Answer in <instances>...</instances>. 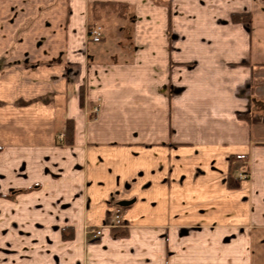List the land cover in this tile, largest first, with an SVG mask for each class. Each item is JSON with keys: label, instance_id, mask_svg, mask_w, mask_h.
Returning <instances> with one entry per match:
<instances>
[{"label": "crops", "instance_id": "0c3cea01", "mask_svg": "<svg viewBox=\"0 0 264 264\" xmlns=\"http://www.w3.org/2000/svg\"><path fill=\"white\" fill-rule=\"evenodd\" d=\"M91 1L130 9L110 59L89 0H0V264H264V0Z\"/></svg>", "mask_w": 264, "mask_h": 264}, {"label": "rangeland", "instance_id": "374dc122", "mask_svg": "<svg viewBox=\"0 0 264 264\" xmlns=\"http://www.w3.org/2000/svg\"><path fill=\"white\" fill-rule=\"evenodd\" d=\"M98 3L99 2H96V3L92 2L91 0H89V2H88V7H89L88 23H89V25L87 26L86 35H87V39L90 42L97 44V43L103 42L102 39L104 37V34H106L108 36L109 41H110L106 45V47L104 48L106 50L107 54L104 55V53H106V52L104 51V49L102 47H100V48L96 47L95 51L98 52L99 59H103V58L104 59H110L111 56L118 53V49L115 48L113 45L115 37L118 35L116 32V27H117L116 24H119V25L125 24V26H133V23H132L133 20L131 17H128V15H127L128 11H130V9L127 7H122V6H117V5H102V4L99 5ZM19 4H21V2H19ZM119 17H121L123 19L119 20L120 19ZM18 18H19V20L23 19L22 16H18ZM5 19H11L12 21H14L16 19V17L15 16L12 17L11 15H6ZM94 26H101L102 27L103 35L101 36V39L98 41L92 40L91 35H90V31ZM128 31H129V29H127V31L125 33V35L127 34L126 41H128V35L129 34L131 35V37H134V35H135V33H133V31H131L130 33ZM134 39H135V37H134ZM89 51H90V47H89ZM59 113H62V112H59ZM20 152L22 153V151H20ZM9 156L11 157L12 154H10ZM4 160H5V157H3V158L0 157V194H1V190L3 189V186H6V185L9 186L12 182L17 181L21 176V174H19L18 170H16V168H17L16 167L17 166L16 161L12 160V161H9L10 163H7ZM241 176H245V175L242 174ZM10 187L11 186H9V188ZM16 191L17 190H14L11 188L9 190V193L6 194V196L3 200L4 201H6V200L11 201V198H13L16 195ZM1 206L2 207H0V208L2 209V215L3 216L0 215V256L3 255L6 257L9 254V250H7V248H4L6 246L2 247L4 242L9 241L10 237H13L15 239V242L20 240L21 246H22V243L25 242L24 238L27 237V235L29 234V233H27V231H29V230L25 231L24 229H22V230H19L20 231L19 235H17L18 233L13 234L11 232V228L14 226L22 225V224H20V222H22V220L11 221L9 218V215L7 217L3 218L5 211L11 212V210H15V209L11 208V207H4L3 204H1ZM1 209H0V214H1ZM87 226L90 227V225H85V228ZM42 260L37 259L30 264H40L41 263L40 261H42Z\"/></svg>", "mask_w": 264, "mask_h": 264}, {"label": "trees", "instance_id": "16d2710c", "mask_svg": "<svg viewBox=\"0 0 264 264\" xmlns=\"http://www.w3.org/2000/svg\"><path fill=\"white\" fill-rule=\"evenodd\" d=\"M96 3V2H95ZM99 5H114L108 2V4H105L103 2H99ZM232 20L234 22H250V15L246 13H234L232 14ZM84 91L81 90V104L84 105ZM62 113H57V119H58V126L59 130L58 132L63 135V138L60 139V143L63 145H72L75 140V122L71 118H67L63 111H60ZM240 117L246 118L247 114H239ZM248 119V118H246ZM64 237H67L66 235Z\"/></svg>", "mask_w": 264, "mask_h": 264}, {"label": "built area", "instance_id": "2783aa9c", "mask_svg": "<svg viewBox=\"0 0 264 264\" xmlns=\"http://www.w3.org/2000/svg\"><path fill=\"white\" fill-rule=\"evenodd\" d=\"M90 35L92 40H100L101 36L103 35V31H102V27L101 26H94L91 31H90ZM98 107H95L92 114H97L98 113ZM63 135H60V138H62ZM116 226H125L122 217L120 215V213H116L113 217V221L109 224H106L105 226L102 227H94V226H90V227H86V232L87 233H91L94 235H101L104 231V227H116Z\"/></svg>", "mask_w": 264, "mask_h": 264}, {"label": "water", "instance_id": "95a60500", "mask_svg": "<svg viewBox=\"0 0 264 264\" xmlns=\"http://www.w3.org/2000/svg\"><path fill=\"white\" fill-rule=\"evenodd\" d=\"M130 202L129 201H125V202H122L121 204L123 205V206H126V205H128Z\"/></svg>", "mask_w": 264, "mask_h": 264}]
</instances>
